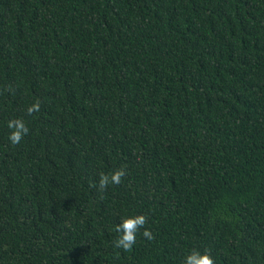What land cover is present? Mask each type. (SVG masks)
Wrapping results in <instances>:
<instances>
[{
    "label": "trees",
    "instance_id": "obj_1",
    "mask_svg": "<svg viewBox=\"0 0 264 264\" xmlns=\"http://www.w3.org/2000/svg\"><path fill=\"white\" fill-rule=\"evenodd\" d=\"M192 248L264 264V0H0V264Z\"/></svg>",
    "mask_w": 264,
    "mask_h": 264
},
{
    "label": "clouds",
    "instance_id": "obj_2",
    "mask_svg": "<svg viewBox=\"0 0 264 264\" xmlns=\"http://www.w3.org/2000/svg\"><path fill=\"white\" fill-rule=\"evenodd\" d=\"M38 110V104H33L27 108V112L31 113ZM7 128L10 130L8 140L11 144H18L22 138L28 133L23 120L13 119L7 122ZM124 175L123 169H118L110 174H101L99 177V189H103L108 184L120 183V178ZM146 218L143 215L122 216L120 222L114 226L117 233L113 242V246L118 249L128 250L136 242L137 231L143 228ZM142 235L147 239H151V233L144 229ZM182 264H214L212 257L208 252L192 248L182 257Z\"/></svg>",
    "mask_w": 264,
    "mask_h": 264
}]
</instances>
